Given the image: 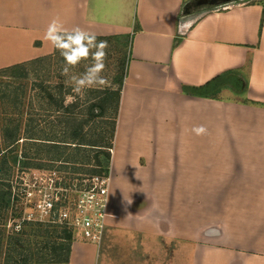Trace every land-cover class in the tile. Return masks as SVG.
<instances>
[{
  "label": "crops",
  "instance_id": "0c3cea01",
  "mask_svg": "<svg viewBox=\"0 0 264 264\" xmlns=\"http://www.w3.org/2000/svg\"><path fill=\"white\" fill-rule=\"evenodd\" d=\"M185 6L0 0V69L51 54L43 35L54 17L97 37H130L109 166L108 211L117 219L109 226L182 245L186 264H264V4L194 20L183 17ZM180 19L188 22L183 35ZM14 40L24 47L18 61ZM220 75L236 79L213 99L182 92ZM200 125L207 132L197 136ZM98 249L72 242L66 264H97Z\"/></svg>",
  "mask_w": 264,
  "mask_h": 264
},
{
  "label": "rangeland",
  "instance_id": "374dc122",
  "mask_svg": "<svg viewBox=\"0 0 264 264\" xmlns=\"http://www.w3.org/2000/svg\"><path fill=\"white\" fill-rule=\"evenodd\" d=\"M253 2L262 3L264 0H184L186 6L183 17H190L194 20L208 11L223 10ZM107 42V57L102 75L109 81V85L102 90L116 87L115 82L122 75L124 76L126 64H123L122 59L127 56L129 50L128 37H114ZM23 49L24 47L20 48L15 40L12 41V61L22 57ZM59 58L63 59L61 55ZM60 60L39 67L40 73L29 75L27 88H24L23 95L26 97L24 103L19 106L12 105V91L16 85L12 83V80L0 78V191L6 194L5 199L0 202V264H34L44 251L46 239L57 236L53 228L34 225L41 223L43 209L49 210L47 203L44 202V192L30 185L27 187L26 195L22 197V185L27 183V180L20 181L17 177H29L30 174L35 173L37 176H44L49 182L48 179H55L56 176L88 178L104 170H107L109 175L110 164L104 162L101 155L108 153L111 158L113 147L111 135L116 113L110 110L105 115L106 120H87V123L82 126V135L77 137L79 142L83 140V143L87 145L101 146L100 151L96 150L98 147L73 148L74 145H71L57 152L52 151L50 154L47 147L34 146L32 143L19 141L13 148L10 146L12 128L16 125H18L17 131L20 135H23L24 130L29 126H33L36 127L39 136L42 132V135L46 137L56 136L58 138L53 140H61L60 136L64 127L60 126L53 108L48 109L46 103L49 99L45 95L41 102L38 98H34L30 90L32 84L41 82L52 99L57 98L56 94L61 85L64 90L69 89L70 95L68 96L73 95L71 87L65 83L67 77L61 74L64 61ZM90 62L82 63L73 69V72L82 73L85 70V64ZM235 79V77L227 76L223 78L221 84L235 82ZM243 81L241 77L238 82L242 84ZM17 86L19 87L18 84ZM213 96H218L216 91ZM92 97V93L86 95L82 103H79L77 112L82 111V115L87 114L90 104L88 102ZM28 98L31 100L30 103H28ZM92 112L97 114L98 110L93 109ZM97 158L102 165L100 169ZM12 191L14 198H12ZM74 193L76 194L68 190L66 194L70 198ZM23 221L34 224H22ZM124 228L113 225L105 229L98 246L97 264H186L185 250L182 245L144 237L136 231ZM24 258L28 260L27 263L24 262Z\"/></svg>",
  "mask_w": 264,
  "mask_h": 264
},
{
  "label": "trees",
  "instance_id": "16d2710c",
  "mask_svg": "<svg viewBox=\"0 0 264 264\" xmlns=\"http://www.w3.org/2000/svg\"><path fill=\"white\" fill-rule=\"evenodd\" d=\"M264 4V2H262ZM137 31V28H134V32ZM114 37H97L98 41L106 40L109 41L113 39ZM129 38V50L127 52V56H124L122 61L123 64L125 63L126 69L127 64L130 60V37ZM60 53L59 51H56L53 49V52L47 56L39 57L30 61H26L23 63L15 64L9 67H5L0 69V78H6L9 80H12V83H14L15 89L13 88L12 91V105H22L24 102V99L26 97L23 96L25 93L24 88H27V79L30 74L34 75V73H40L41 70L39 67H42L46 64H50L51 62H55L56 60H60L59 58ZM63 62V59L60 60ZM57 62V61H56ZM124 66V65H123ZM126 69L124 76L122 75L119 80L115 82L114 88H107L104 90H98V89H92L88 90L86 95L89 93L93 94V97L91 100H89L88 103L89 106L87 108L88 113L82 115L81 112H77L78 107L80 106L79 103H82V100H79L76 98L75 103H70L68 106H65V99L70 95L69 89H65L62 87H59L57 92V98L52 99L50 93L47 91V89H44L41 82L37 83L35 82L32 84V87H30L34 98H38V100L42 102V97L46 95V97L49 99L47 100V107L49 109L53 108V111L56 113V118L60 122V126L64 127V130L61 134V140H53L58 139L56 136H45L42 135V132L40 133V136L38 135V131L36 130V127L29 126L28 129L24 130L23 135H20L18 133V125L13 126L12 128V134H11V141L10 146L13 148L15 145L21 142L26 143H32L34 146H40V147H47V151L51 154L52 151H58L59 149H63L64 147H71V145H74L73 148H80L83 146H88L89 148H97V151H100L101 146H96L93 144H85L83 143V140L77 139L78 136L82 135V126L84 123H87V120L89 119H101L106 120L107 117L105 116L107 111H113L116 113L119 107V100H120V93L121 89L123 87L124 78L126 76ZM227 75H220L208 83L204 84L201 87H182V92L191 97H200V98H209L213 99V93L219 89L221 85V81L223 78H225ZM19 85V87L17 86ZM23 96V100H21V97ZM30 98H28V103H30ZM54 106V107H53ZM98 110L97 114H94L92 110ZM88 117V119H87ZM114 129L112 131L111 139L113 141L114 138V132H115V125H116V117L114 119ZM9 139V140H10ZM100 147V148H99ZM99 153V152H98ZM104 159L103 161L110 164V155L108 153H102L101 155ZM97 163L99 165V169L102 165H100V161L97 158ZM28 165V164H27ZM30 169V168H29ZM27 170V169H26ZM108 171H99L95 175H103L106 176ZM18 180H22V177H17ZM13 190V189H12ZM12 191V198L13 196ZM6 194L2 193L0 191V202L5 199ZM26 221V220H25ZM34 224L30 222H24L22 224ZM34 225H41L44 228H53L55 230L56 237L47 238L46 242L44 244V251L43 253H38L39 258L35 260L34 264H66L69 260L70 255V249H71V233L59 226L56 223L51 222H41V223H35ZM58 231V232H57ZM43 235V234H42ZM24 262H28L26 258H24Z\"/></svg>",
  "mask_w": 264,
  "mask_h": 264
},
{
  "label": "built area",
  "instance_id": "2783aa9c",
  "mask_svg": "<svg viewBox=\"0 0 264 264\" xmlns=\"http://www.w3.org/2000/svg\"><path fill=\"white\" fill-rule=\"evenodd\" d=\"M22 197L27 187L34 186L44 192V202L49 210L43 209L41 222L56 223L71 233L72 242H83L99 246L108 220L117 216L108 211L109 175L89 176L88 178H69L56 176L47 179L44 176L30 174L23 177ZM68 190L74 195L67 196ZM30 220V219H28Z\"/></svg>",
  "mask_w": 264,
  "mask_h": 264
},
{
  "label": "clouds",
  "instance_id": "9594fccd",
  "mask_svg": "<svg viewBox=\"0 0 264 264\" xmlns=\"http://www.w3.org/2000/svg\"><path fill=\"white\" fill-rule=\"evenodd\" d=\"M188 22L180 19L176 24L179 34H184V29ZM43 39L51 44L52 48L59 51L63 58L61 74L67 77L65 83L72 89L73 95L66 97L65 106L75 103L76 98L83 100L90 89H100L109 85V81L102 75L105 69L107 57L106 40L98 41L97 34L79 26L67 28L59 17H54L48 24ZM85 70L80 74H75L73 69L84 62ZM197 136L204 135L207 129L203 126L192 128ZM218 234L216 229L210 230Z\"/></svg>",
  "mask_w": 264,
  "mask_h": 264
}]
</instances>
